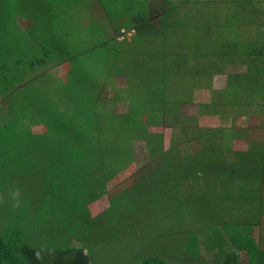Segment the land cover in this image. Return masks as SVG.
<instances>
[{
  "label": "rangeland",
  "instance_id": "obj_1",
  "mask_svg": "<svg viewBox=\"0 0 264 264\" xmlns=\"http://www.w3.org/2000/svg\"><path fill=\"white\" fill-rule=\"evenodd\" d=\"M25 1L26 5L31 4L29 12L25 10L26 17L13 12L10 5L4 8L8 16H0V27L3 28H0V39L10 44H5L6 50L14 47V56L20 58L22 62L13 65L9 70L15 74L17 81L21 82V86L19 87L18 83L16 91L10 90L0 95V197L7 201L6 205H0V235L7 242L26 243L30 247L35 237L47 245L51 243L57 246L59 243L48 238H51L54 232L56 239L55 230L62 231L67 226L65 237L67 231L76 230L80 239L89 242V248L92 250L90 264H133L136 259L158 257L159 253L164 257L168 254L178 256L181 264L185 257L196 258L198 246L197 242L192 241L197 238L195 234L197 226L194 220L197 212L191 206L187 208L190 192L189 194L186 191L179 192L177 189L174 192L173 187L157 185L162 179L159 175L164 174L165 168H169V165L174 163L175 154L180 152L181 148H174L172 155L168 156V163H154L148 159L155 157L150 152L160 151V145L165 149V146L168 148L170 144H179L170 133L175 128V118L162 117L161 114L159 120L149 125L143 123V118L147 120L150 116L163 111L173 112V109L176 112L180 111V106H184L182 103L189 93L187 81L190 72L187 74V68L189 65L191 69L199 66L198 61L201 59L202 51L205 50L203 46L207 45L210 38V47L213 51L209 54L214 55L217 50L214 33L205 30L203 24L197 23L202 19V15H181L175 8V0H135L133 7L127 11L123 10V0L100 2L95 0L96 11L89 16L85 11L90 12V10H85L82 4L87 0L79 4L72 0L74 7H71V4L59 6L60 9L56 11L57 16L52 8L44 7V0H18L21 5ZM139 13L142 16H138ZM156 15H160V18ZM9 16L19 21L18 31L16 27L15 29L11 27ZM224 20L227 19L223 16L209 20V26L215 27L219 37L223 36L222 31L226 27H217V25ZM4 33H7L8 38L3 41ZM218 40L220 46L225 42L222 38ZM70 44L73 45L72 51L66 47ZM178 46L182 47L180 51L177 50ZM5 55L2 57L4 58ZM43 57H47L49 63L66 58L68 60L57 65L52 63V71L48 64L46 74L44 64H34L33 68L30 64L33 59ZM185 59H190V64ZM88 65H91L94 79L98 81L94 94L99 96L101 84V95L108 93L111 96L113 93L119 98L113 106H108L107 101H104L106 105L103 111L109 110L110 113L96 112V116L92 117L93 124L98 131L104 132L109 137L112 136L115 141L122 144L123 141L115 137L116 133L113 132L112 135L111 129H108L112 122L125 142L132 143L135 156L134 162L127 168H121L118 173L107 170L103 175L107 178L106 190H109L106 195L115 199L114 207L111 208L108 216L104 215L109 207L106 195L87 205L88 214H85L80 207H77L75 213L71 209L70 199L75 195L84 194L83 196L86 197V194H91L93 197L99 188L98 186L93 188L94 179L85 178L82 183L69 187L67 175H60L59 172V170L64 173L68 171L67 168L61 167L63 162L47 159L46 153L35 158L37 154L30 148L28 156H20L21 162H12L8 165V154L4 152L6 146L10 149L14 133L11 131L6 134L7 130L3 126L8 125L7 121L19 114L13 112L12 105H15V110L20 109V115L22 113L26 117L29 115L28 119H24L26 123L21 130L24 133L34 134L40 129L35 128L37 122H31L30 119H36L44 110L47 113L42 117L50 121L53 115L51 108L61 112L55 105L56 100H65V96L51 95L48 84L42 90V93L48 96L45 99L41 92L36 90L38 89L36 86L44 82L45 76L49 79L52 77L53 84L54 74L55 77L67 79L65 85L71 86L78 83L77 80L70 79L73 78L76 70L81 74ZM175 68L179 70L176 76ZM169 73L171 79H166ZM26 77H29L27 81H25ZM5 86V81L0 79V90L2 87L4 90ZM145 89L157 92L155 96L153 95V101L146 98L143 100V93L147 92ZM10 92L14 103H11L10 97L8 101L1 100V97H5ZM178 95L180 98L175 97ZM84 97L90 99L89 96ZM188 108L191 110L193 106L190 105ZM133 109L138 110L143 117L137 113L130 114ZM35 111L37 112L33 114L32 112ZM97 113L104 117H100ZM185 119V123H190L195 121L196 117L185 115ZM134 128H138L139 131ZM159 133L163 136L162 143ZM19 153L24 154L21 151ZM130 157V155L123 156L125 160L131 159ZM12 164L15 166L13 167ZM140 168H143V173L140 171V175H135V171ZM161 168L165 171L159 173ZM156 169L159 174L153 172V176L150 174L143 177L146 172ZM118 175L119 179L116 178ZM239 176L240 188L245 190L251 177L248 175L244 178L241 173ZM57 177L61 179L58 180ZM97 177H101V174ZM202 181L205 185L213 184L208 182L207 178H203ZM225 182L226 189L232 187L230 180L225 179ZM53 186L58 188H52ZM184 186L188 187L189 184ZM16 188L20 190L21 203L18 207H13L11 192ZM153 188H156V191H149ZM157 190L161 193L157 194ZM120 193H124L128 200L136 199L140 204L139 211L132 212V225L129 229L122 231V226H114L113 231L107 236L109 226L105 222L107 218L110 221L117 220L118 208L124 201V196L117 198ZM120 198L122 200L116 203ZM143 199L147 201L144 202ZM243 203L247 211L254 208V200ZM192 206H194L193 202ZM225 211L228 209L222 208L223 215ZM202 212H205V209ZM200 216L202 218V213ZM120 219L124 220L125 217ZM78 226L80 228L77 230ZM207 230L209 232L208 227ZM15 232H19L18 235H14ZM214 237L218 240L221 235ZM217 240L203 242V249H207L209 245L223 248L224 242H216ZM72 244L78 246L77 241H73ZM107 249H115L116 253L108 255Z\"/></svg>",
  "mask_w": 264,
  "mask_h": 264
},
{
  "label": "crops",
  "instance_id": "obj_2",
  "mask_svg": "<svg viewBox=\"0 0 264 264\" xmlns=\"http://www.w3.org/2000/svg\"><path fill=\"white\" fill-rule=\"evenodd\" d=\"M175 8L181 15H202L197 23L214 33L217 50L209 54L210 38L199 66L187 68L189 93L175 111L176 125L170 133L175 140L186 133L190 145L183 144L175 154L176 170L182 174L174 192H190L187 208L197 212V240H217L214 235L223 234L228 241L264 245V0H175ZM219 16L227 19L217 25L226 27L221 37L209 26V20ZM219 38L225 40L222 46ZM178 73L175 68V76ZM185 115L196 120L185 123ZM239 173L251 177L245 190ZM203 178L213 184H203ZM225 179L231 188L226 189ZM251 200L254 208L247 211L243 202ZM222 208L228 209L224 215ZM222 223V229H215ZM207 253L206 263L216 264L217 250ZM238 254V264H248L246 252L239 249Z\"/></svg>",
  "mask_w": 264,
  "mask_h": 264
},
{
  "label": "trees",
  "instance_id": "obj_3",
  "mask_svg": "<svg viewBox=\"0 0 264 264\" xmlns=\"http://www.w3.org/2000/svg\"><path fill=\"white\" fill-rule=\"evenodd\" d=\"M73 1H76V3L79 4L83 0ZM73 1L44 0V7L46 8L48 6L49 8H52L55 11L56 15V11L60 9L59 6L62 7L65 4H71V7H74ZM94 1L95 0H87L82 2V4L85 6V10H90V12L85 11V14L88 16L90 15V13H94L96 11L94 9ZM100 1L101 0H99V2ZM135 2V0H123V10L127 11L128 9H131ZM11 4H13L14 7ZM8 5H10V8L13 12L17 13V15L21 17H26L27 15L25 14V10H28L29 12L31 7V4L26 5V1L23 3V5H21L19 4L18 0H6L5 3L4 0H0V16H8L4 12V8ZM137 15L142 16L140 13ZM12 18L13 16H9V23L13 29H15L16 27L18 31L20 29L19 21L16 19L14 20ZM0 28L3 29L2 27ZM89 30H91V28H89ZM3 35L4 41L8 38V35L7 33H4ZM5 44L10 45L7 42H2L1 38L0 79L5 81L6 86L4 90V86L2 87V89L0 90V95H3V92L7 93L10 90H12V92L16 91V84L18 83V86H21V82L19 80L17 81V77L15 76V74L9 72V70L12 69L13 65H19L22 63L21 59L14 56V47H10L9 50H6ZM12 45L13 44H11V46ZM66 47L69 51H72L73 45L70 44V46ZM4 54L6 55L3 58L2 56ZM45 55L46 54H43V56ZM69 59L75 60V58L72 57H69ZM67 60L68 59L66 58L60 59L58 61L54 60V62L50 61L49 63L47 57H43L41 59H33L30 64L32 68L34 64H44L46 69L44 70L46 73V71H48L46 67L48 64H50L51 67L52 63L57 65ZM78 72L79 71L76 70L75 75L73 74V78H70L71 81L77 80L78 83H75L71 86L65 85L67 79H61L58 76L55 77V74L53 75V84L52 77L49 79L44 75V82L40 84V86H36L38 88L36 90L41 92L45 99H47L48 96L43 94L42 90L44 87H46V84H48L49 88L51 89V95H56L58 97L65 96L66 101L56 100L55 105L60 109L61 112H58L56 108H51L53 110L51 111L53 112V115L50 121L47 120L48 118L45 119L44 117H42L43 114L47 113L44 110L38 114L39 117H36L38 121L36 119H30L31 122H37L35 126L40 129L39 131L34 132L35 135L33 133H24L21 130V128H23V125L26 123L24 119H28L29 115H27V117L23 115L24 113L20 115V109L15 110V105H12L13 112L19 114L17 117L8 120V125L3 126L7 130L6 134L11 131L14 133L12 139L13 143L10 149H8V146H6L4 152L8 154V165L12 162H21L19 161L21 160L20 156H28L29 154L27 153L30 151V148H32L33 150H35L34 152H36L37 155L35 158H39L43 153H46L47 159L50 158L53 162H63L61 167L67 168L68 171L64 173L63 171L59 170V172L60 175H67V186L69 187L78 183H82V180L85 178L94 179L95 184L93 185V188L95 186H98L99 188L95 191L93 197L91 194H86V197L83 196L84 194H77L70 199V203L72 205L71 209H73L74 211L73 213H75L77 207H80L81 210L83 209L85 214H88V210L86 208L87 205L91 202L97 201L99 197L106 195L107 191H109L106 190L105 186L107 178L103 177L105 172L107 170H113L114 172L118 173L121 168H127L129 165H131L135 160V156L132 151V143L129 144L125 142V140L115 130V126L112 122L110 123V128L108 129H111L112 135L113 132L116 133L115 137L117 139H121L123 141L122 144L118 141H115L112 136L109 137L104 132L98 131L92 121V117L96 116V112L110 113L109 110L103 111V107L104 105H106L104 104V101H107L106 103L108 104V106H113V103H116L119 98H116V95L114 96L113 93L111 94V96H109L108 93H104L103 95H101V84L99 85V96L94 94L95 86L98 81L94 79V70L91 69V65H88V67L84 68L81 74H79ZM28 78L29 77H26L25 81H27ZM166 79H171L170 73L167 74ZM145 90H147V92L143 93V100H145L146 98L147 100L153 101V95L155 96L157 92L150 89ZM12 92L5 95V97H1V100L5 101V99H7L8 101L10 97L11 103H14V98L11 96ZM84 96H89L90 99H87ZM108 98L109 100H106ZM164 102H166L165 99ZM8 103L11 105L10 102ZM37 111L32 113L35 114ZM131 113H137L142 116V114L136 109L131 110L130 114ZM97 114L100 115V117H104L102 116V114ZM161 114L163 115L162 117L175 116V111L174 109L173 112L163 111L160 114L150 116L147 120L143 118V123L145 125H149L150 123L159 120V116ZM144 127L147 128L146 126ZM134 129L139 131L138 128ZM174 129L175 128H173V130ZM142 130L143 128H141L140 131ZM147 131L149 132L150 130ZM160 135L162 143L163 136L162 134ZM177 141L179 143L177 145L175 143L170 144L168 148L167 146H165V149H163L162 145H160V151L150 152V154L155 156L154 158L148 157V159L151 160L150 162L162 164L168 163V156L172 155L171 152L174 151V148H182V145L185 143H188L185 144L186 146L190 145V138L186 135V133H183L181 138ZM20 151L24 154L19 153ZM262 152L264 153V149L262 150ZM124 155H130L131 159L125 160L123 158ZM175 163L176 161H174L173 164H170L169 168H165L166 171L164 170V168H161L159 170V173L163 170L165 171V173L159 175L162 179L161 182L159 181L160 183H158L157 185L173 188L180 187V176L182 174V170L177 171ZM12 166L14 167L15 164H12ZM158 169L146 172L143 177H147L150 174H152L153 176V172L158 173ZM140 171H142L143 173V168L137 169L135 171V175H140ZM99 174H101V177H97ZM116 178L119 179L120 176L118 175L116 176ZM156 178L157 176L155 177V179ZM57 179L60 180L61 178L57 177ZM54 187L57 186H53L52 188ZM149 191H156V188H153ZM158 193H161V191L157 190V194ZM122 196H124L125 202L122 201L120 204L121 206H119L118 208L119 214L117 215V220L110 221V219L106 217L107 221L105 222V224L109 226L107 236L109 235L110 231H113L114 226H122V231L129 229L130 225H132V212L139 211L140 204L136 201V199L133 198L131 200H128L127 196L124 193L118 194L117 198ZM107 198L109 201V207L105 210L104 215L108 216L109 211L111 210V208L114 207L113 205L115 204V199H113L111 196ZM121 200L122 199L120 198V200H117L116 203ZM143 201L146 202L147 200L143 199ZM123 216L125 217V219L121 220L120 218H122ZM223 226H225L224 223L218 225L215 229H222ZM79 228L80 226L77 227V230ZM65 230H67V226L62 231L55 230L56 239L54 232L53 236L51 238H48L49 240H55L56 243H59V245L57 246H53V244L51 243L48 244V246L47 243L40 242L37 237H35L34 240L31 242L30 247L26 243L16 244V242L14 243L13 241L7 242L0 235V264H90L92 250L91 248H89V242L80 239L77 235L76 230H74L73 232L67 231L65 237ZM18 233L19 232H15L14 235H18ZM185 240L192 241V239ZM73 241H77L78 246L73 245ZM192 242H197L198 249L196 253V258L185 257L183 258V264H208L206 263L208 258V249L217 250L216 257L214 258L216 260V264H238L240 259L238 254L239 249L244 250L246 252L249 260L248 264H264V245H259L262 248V250H260L258 243L254 240H243L240 242L228 241L226 240L225 235L221 234V238L218 239L216 242H224V247L221 248L218 245H209L207 249H203V242L213 241L197 240L196 238L195 241ZM199 242H201V244H199ZM36 252L41 253V259H37L35 255ZM111 253L115 254V249H107V254L109 255ZM222 257L225 258L224 262L220 261ZM187 260H189L188 263ZM180 261L181 260L178 256L168 254L166 257H164L161 256L159 253L158 257L148 256L139 260L136 259L133 261V264H181Z\"/></svg>",
  "mask_w": 264,
  "mask_h": 264
},
{
  "label": "clouds",
  "instance_id": "obj_4",
  "mask_svg": "<svg viewBox=\"0 0 264 264\" xmlns=\"http://www.w3.org/2000/svg\"><path fill=\"white\" fill-rule=\"evenodd\" d=\"M20 196H21V193L18 188L12 190L11 197H12V200L14 201V204L12 205L13 207H18L19 204L21 203ZM6 204H7V201L3 199V197H0V205H6ZM35 255L37 259L42 258L40 252H36Z\"/></svg>",
  "mask_w": 264,
  "mask_h": 264
}]
</instances>
